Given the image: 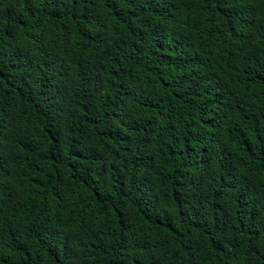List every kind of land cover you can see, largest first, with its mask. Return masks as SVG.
I'll return each mask as SVG.
<instances>
[{
  "label": "trees",
  "instance_id": "trees-1",
  "mask_svg": "<svg viewBox=\"0 0 264 264\" xmlns=\"http://www.w3.org/2000/svg\"><path fill=\"white\" fill-rule=\"evenodd\" d=\"M0 264H264V0H0Z\"/></svg>",
  "mask_w": 264,
  "mask_h": 264
}]
</instances>
